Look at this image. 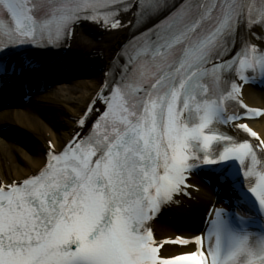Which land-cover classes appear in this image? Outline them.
<instances>
[{
    "label": "snow or ice",
    "instance_id": "obj_1",
    "mask_svg": "<svg viewBox=\"0 0 264 264\" xmlns=\"http://www.w3.org/2000/svg\"><path fill=\"white\" fill-rule=\"evenodd\" d=\"M86 22L136 33L73 139L0 185V264H264V137L248 122L264 110L242 95L264 83V0H0V80ZM204 166L227 207L157 240L154 221Z\"/></svg>",
    "mask_w": 264,
    "mask_h": 264
},
{
    "label": "bare ground",
    "instance_id": "obj_2",
    "mask_svg": "<svg viewBox=\"0 0 264 264\" xmlns=\"http://www.w3.org/2000/svg\"><path fill=\"white\" fill-rule=\"evenodd\" d=\"M81 34L83 30H80ZM123 31H117L112 34L103 35L101 40L98 38L91 39L87 36L84 37L87 43L83 44L84 47L91 48L95 51L96 48L101 49L104 46L103 52L105 58L108 59L114 54V49L119 46V43L123 39ZM84 35V34H83ZM97 52V51H95ZM100 75H95L91 79L77 80L73 84L66 86L65 94L61 91L53 90L49 91L41 96L35 98L40 100L39 104L32 106V103L19 109H6L0 113V124H18L24 128H30L34 130L40 137V140L46 139V134L54 142V145L59 149L64 142L69 138V130L73 123L70 122L67 111L70 116H78L80 114V108L88 102L92 97L95 90L99 87ZM245 98L251 102L252 105H263L264 100L262 94L259 91H255L251 88H247L244 91ZM54 106V111L53 107ZM65 108V110H64ZM61 120H65L61 123ZM68 120V121H67ZM74 124V123H73ZM262 137H264V118L251 122ZM17 127V125H16ZM16 127L8 128L2 136H0V183L2 181L9 183L7 178L14 176L19 179L29 175L32 171L38 169L44 162L42 144L38 142L37 146H31L26 143H19L23 139L25 134L22 131L14 132ZM61 128V130L57 129ZM69 129V130H68ZM48 137V136H47ZM19 140L17 144L13 141ZM26 147L27 149H22ZM32 148V149H31ZM23 152L25 159V167L18 165L14 162L16 152ZM25 153V154H24ZM201 202L209 198V193L204 190L200 194ZM193 206H196L195 204ZM191 213L182 211L179 214V218L190 216ZM163 229H159L158 233L160 238L173 237L176 228H180L179 223H171L170 225H164ZM189 234L190 231H186Z\"/></svg>",
    "mask_w": 264,
    "mask_h": 264
},
{
    "label": "rangeland",
    "instance_id": "obj_3",
    "mask_svg": "<svg viewBox=\"0 0 264 264\" xmlns=\"http://www.w3.org/2000/svg\"><path fill=\"white\" fill-rule=\"evenodd\" d=\"M66 85H70V84L66 83V84H64V85H60L61 88L64 89V90H62L61 88H60V89L58 88L59 90H62V91H63L62 93H64V94H65L64 91H66ZM61 123H63L62 120H61ZM56 129H57V128H56ZM58 129H59V128H58ZM58 129H57V130H58ZM59 130H61V128H60ZM37 142H39V141H37ZM37 142L32 141V144H34V143L37 144ZM28 144H31V142H29ZM37 145H38V144H37ZM32 147H33V146H32ZM22 149H25V150H26L27 148H26V147H22L21 150H22ZM31 149H32V148H31ZM24 154H25V153H24ZM14 162H16V163H17L18 165H20V166H22V165H23L24 167L26 166V165H25V162H26V161H25V159H24V157H23V152H20V151H17V152H16V155H15V158H14Z\"/></svg>",
    "mask_w": 264,
    "mask_h": 264
}]
</instances>
